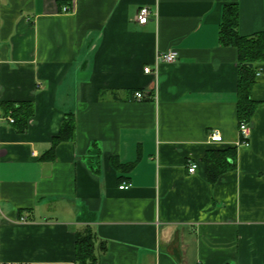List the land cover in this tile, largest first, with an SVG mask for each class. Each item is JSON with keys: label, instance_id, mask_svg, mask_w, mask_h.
Masks as SVG:
<instances>
[{"label": "crops", "instance_id": "0c3cea01", "mask_svg": "<svg viewBox=\"0 0 264 264\" xmlns=\"http://www.w3.org/2000/svg\"><path fill=\"white\" fill-rule=\"evenodd\" d=\"M233 3L242 35L264 30V0H0V264H79L86 229L95 264H264V62L243 145L238 51L219 38Z\"/></svg>", "mask_w": 264, "mask_h": 264}, {"label": "trees", "instance_id": "16d2710c", "mask_svg": "<svg viewBox=\"0 0 264 264\" xmlns=\"http://www.w3.org/2000/svg\"><path fill=\"white\" fill-rule=\"evenodd\" d=\"M239 9L236 3L225 7L223 21L220 26L219 38L225 45L234 46L238 51L239 61V99L238 115L239 122H249L257 108V102L251 97V89L256 80V68L254 65L264 62V30L253 35H242L238 30ZM15 122L27 123L32 115L33 109L29 104L22 105V108L13 107ZM76 130L75 118L71 115L64 120L59 134L54 138L52 151L56 144L63 140H70L74 137ZM216 151L205 158L208 178L213 182L224 170L232 157V151ZM94 235L90 229L79 232L77 240V260L79 264H95Z\"/></svg>", "mask_w": 264, "mask_h": 264}, {"label": "built area", "instance_id": "2783aa9c", "mask_svg": "<svg viewBox=\"0 0 264 264\" xmlns=\"http://www.w3.org/2000/svg\"><path fill=\"white\" fill-rule=\"evenodd\" d=\"M71 10L70 7H64V11H69ZM150 15H151V10L149 7L147 6H143L141 7L136 15V21L139 22L140 24H146L149 19H150ZM157 64L156 66L158 67V64L162 61V62H170V63H176L178 61V53L174 50L171 49L169 51H165L162 53H159L157 55ZM144 71L149 73L152 72L153 69L150 66H146L144 68ZM135 98L137 99H142L143 98V93L141 91H136L135 92ZM11 122H15L14 118H10ZM239 129H240V133H241V144L243 145H248L249 143V138L251 135V127L249 125L248 122H241L239 125ZM210 140L213 142H221L223 141V135L220 132V130L218 129H214L211 134H210ZM198 165L196 163H191L189 166V171L191 173H194L197 169ZM129 184L127 183H123L120 188H128ZM9 264H18V263H9Z\"/></svg>", "mask_w": 264, "mask_h": 264}]
</instances>
